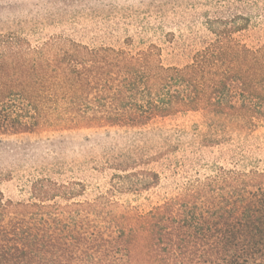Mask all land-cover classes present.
Masks as SVG:
<instances>
[{
  "label": "trees",
  "instance_id": "obj_1",
  "mask_svg": "<svg viewBox=\"0 0 264 264\" xmlns=\"http://www.w3.org/2000/svg\"><path fill=\"white\" fill-rule=\"evenodd\" d=\"M217 1L206 18L214 37L182 66L130 36L118 47L64 34L32 44L0 29V136L81 128L135 136L130 150L107 156L109 187L92 197L82 182L48 175L30 180L27 199L0 191V264H264V168H247L241 150L264 123V42L233 36L264 0ZM187 112L202 117L194 145L235 146L236 157L146 210L118 199L160 185V172L146 165L179 145L149 126Z\"/></svg>",
  "mask_w": 264,
  "mask_h": 264
},
{
  "label": "rangeland",
  "instance_id": "obj_2",
  "mask_svg": "<svg viewBox=\"0 0 264 264\" xmlns=\"http://www.w3.org/2000/svg\"><path fill=\"white\" fill-rule=\"evenodd\" d=\"M217 3V0H0V20L6 19L4 24L0 23V29L16 30L32 44L64 34L91 46L118 47L130 36L138 43L137 47L148 42L159 45L163 63L182 66L190 62L202 41L214 37L206 18L215 14ZM258 7H264V1L257 7H249L250 24L244 31L233 34L241 42H264V21L257 15ZM14 19L21 22H13ZM152 126L168 131L179 146L158 162L146 165L161 174L157 188L138 194L117 193V198L127 204L146 210L174 192L187 178L210 173L215 163L229 165L236 157L235 146L198 148L193 144L192 136L203 129L199 112L158 119L149 127ZM133 138L134 135L116 128L0 136V191L5 197L24 200L29 197L30 180L48 175L61 182H82L85 196L92 197L109 187L114 170L109 168L107 156L113 151L119 154L130 150ZM241 148L247 168L252 165L264 168V123L242 140ZM154 150L149 148L145 153L150 155ZM194 157L198 161L189 163ZM179 165L183 171L170 177L172 172L168 170L175 171Z\"/></svg>",
  "mask_w": 264,
  "mask_h": 264
}]
</instances>
